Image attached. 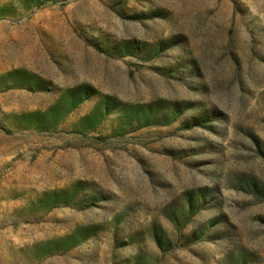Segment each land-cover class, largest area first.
<instances>
[{
  "label": "rangeland",
  "instance_id": "1",
  "mask_svg": "<svg viewBox=\"0 0 264 264\" xmlns=\"http://www.w3.org/2000/svg\"><path fill=\"white\" fill-rule=\"evenodd\" d=\"M0 264H264V0H0Z\"/></svg>",
  "mask_w": 264,
  "mask_h": 264
}]
</instances>
